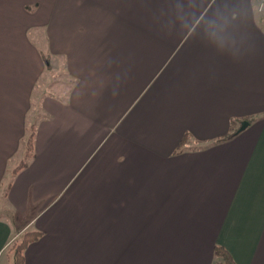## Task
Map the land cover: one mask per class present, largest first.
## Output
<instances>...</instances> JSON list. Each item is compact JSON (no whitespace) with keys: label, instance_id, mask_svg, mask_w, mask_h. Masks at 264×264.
Listing matches in <instances>:
<instances>
[{"label":"crops","instance_id":"1","mask_svg":"<svg viewBox=\"0 0 264 264\" xmlns=\"http://www.w3.org/2000/svg\"><path fill=\"white\" fill-rule=\"evenodd\" d=\"M259 1L0 0V264H264Z\"/></svg>","mask_w":264,"mask_h":264},{"label":"trees","instance_id":"2","mask_svg":"<svg viewBox=\"0 0 264 264\" xmlns=\"http://www.w3.org/2000/svg\"><path fill=\"white\" fill-rule=\"evenodd\" d=\"M47 61V66L50 65L51 60H48V57L43 55ZM36 124L33 123L29 127V133L25 140L26 143V152L24 158L20 163L14 168L13 172L16 173L19 169L26 167L29 159L34 156V147H35V136H36ZM236 132H231L228 135H224L219 140H225L231 138ZM11 184V183H10ZM42 235V231L39 230H26L20 239H16L10 247V250L13 252V264H26L25 262V248L29 243L37 240ZM213 264H237L234 257L230 251L223 245L217 244L215 246V259Z\"/></svg>","mask_w":264,"mask_h":264},{"label":"rangeland","instance_id":"3","mask_svg":"<svg viewBox=\"0 0 264 264\" xmlns=\"http://www.w3.org/2000/svg\"><path fill=\"white\" fill-rule=\"evenodd\" d=\"M38 48L42 51V54L45 55V53L47 52V48L48 47H46L45 43H43L41 45V47H38ZM62 72L63 71L60 68L59 69H49V68H47L44 71V73L41 74V76L38 78V81H37L36 86L34 88L35 90H34V97L33 98H34V102L35 103L33 104L31 110L28 111L27 116H26V119H27V131H26L25 136L21 139L20 147H19L18 151L16 152V155L12 157V159H11V161L9 163L10 171L8 172V174L12 173L14 168L20 163V161L25 156V152H26L25 140H26V138L28 136V133H29V127H30L31 124L37 122V118H39V116H40L39 109H38L37 104H36L37 97L41 95L42 91L43 92H47L48 91V92L58 93V90H60V86H61V80L64 79V75H63ZM51 81L53 82L52 85L50 84ZM4 193H5V189L0 190V209H2V206H4V202H3L5 200ZM23 233L20 235L19 239L22 237ZM9 251H10L9 257H8V255H6L5 259H7V257L10 258L11 264H13V260H14L13 252L11 250H9Z\"/></svg>","mask_w":264,"mask_h":264},{"label":"water","instance_id":"4","mask_svg":"<svg viewBox=\"0 0 264 264\" xmlns=\"http://www.w3.org/2000/svg\"><path fill=\"white\" fill-rule=\"evenodd\" d=\"M248 124H249V121H247V120L242 121L241 126L239 127L237 132L243 130Z\"/></svg>","mask_w":264,"mask_h":264},{"label":"built area","instance_id":"5","mask_svg":"<svg viewBox=\"0 0 264 264\" xmlns=\"http://www.w3.org/2000/svg\"><path fill=\"white\" fill-rule=\"evenodd\" d=\"M259 10L264 12V0L259 1Z\"/></svg>","mask_w":264,"mask_h":264}]
</instances>
